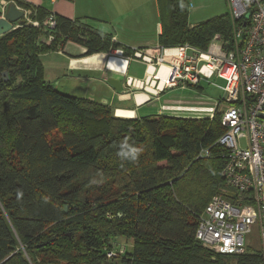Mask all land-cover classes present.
<instances>
[{
	"label": "trees",
	"instance_id": "16d2710c",
	"mask_svg": "<svg viewBox=\"0 0 264 264\" xmlns=\"http://www.w3.org/2000/svg\"><path fill=\"white\" fill-rule=\"evenodd\" d=\"M7 1L30 11L31 23L0 38V76L10 77L0 78V264H264L261 253L218 255L195 237L206 206L225 187L221 114L175 125L167 118L168 128L157 115L125 119L115 109L104 131L78 124L49 139L60 127L58 108L94 121L92 107L110 106L58 91L44 78L41 54L73 42L87 50L84 58L116 45L60 15L47 45L48 33L32 22L42 25L51 13ZM159 8L161 46L207 51L216 35L232 40L229 13L191 26L189 0H159ZM203 150L208 155L200 157ZM119 238L133 247L109 260Z\"/></svg>",
	"mask_w": 264,
	"mask_h": 264
},
{
	"label": "built area",
	"instance_id": "2783aa9c",
	"mask_svg": "<svg viewBox=\"0 0 264 264\" xmlns=\"http://www.w3.org/2000/svg\"><path fill=\"white\" fill-rule=\"evenodd\" d=\"M10 4L24 10L13 1L0 0V17L5 16ZM228 4L233 26L231 41L216 35L207 51L189 44L175 47L157 44L134 50L131 55L117 51L125 60L126 70L115 73L124 78L126 86L138 85L140 80H132L128 69L132 61L142 62L146 65L144 80L155 89L147 94L157 100L167 90L199 87L203 82L224 92L223 100L213 107L193 108L172 101L173 104L161 109L189 113L203 110L211 120L217 112L221 114L225 133L218 144L228 151L222 171L225 188L206 206L195 237L215 254L239 256L248 252V237L257 227L264 262V0H228ZM24 12V21L31 23V12ZM32 24L43 28L48 33L43 42L52 44L56 14L51 13L42 25ZM163 68L166 71L162 77ZM214 79L225 86L214 83ZM123 93L126 94L124 90ZM207 155L208 150H203L200 157ZM127 246L119 239L113 240L108 259L118 260L126 255Z\"/></svg>",
	"mask_w": 264,
	"mask_h": 264
},
{
	"label": "rangeland",
	"instance_id": "374dc122",
	"mask_svg": "<svg viewBox=\"0 0 264 264\" xmlns=\"http://www.w3.org/2000/svg\"><path fill=\"white\" fill-rule=\"evenodd\" d=\"M20 1L23 5L28 6L31 10L41 9L48 13H53L58 15L55 11V7L59 2H69L68 0H17ZM106 6H103L101 3L97 4L96 8H93L92 14L96 18H89L88 24L91 25L94 29L99 30L100 32L112 33L115 34L118 30L116 24H120L123 20V23L128 22L129 25L142 29L151 30L152 25L156 23V10L155 6L152 3V0H104ZM99 3V2H97ZM210 5L209 14H212V9L221 6L222 13L227 12L226 0H198L193 2V5ZM228 4V3H227ZM112 8L108 9L109 7ZM108 9V11H106ZM229 9V4H228ZM60 15V14H59ZM142 18L143 21L138 22V19ZM143 23V24H142ZM134 36V34H130ZM143 35H147L143 34ZM142 35V36H143ZM150 35V32L148 33ZM130 36V37H131ZM157 43L149 45L154 47ZM12 43H10L11 46ZM76 44V43H75ZM60 51L51 50L48 53L41 54V62L44 67V78L46 81L50 82L58 91L61 93L74 97L77 99H88L96 102H101L108 104L110 107L107 109H101L99 107H92L95 113V120L89 121L78 114H72L64 109L58 108V118H59V129L55 130L53 133L49 134V139L60 138L62 133L65 130L74 129L78 124H82L88 127V131H104L108 127V121L110 116L113 114V110L116 108L122 109H134L135 97L138 92H146L148 83L145 82L146 76V65L142 62L132 61L128 74L130 76H135L136 78L141 79L138 85L126 86L125 91L128 94V97L121 96L122 100L116 95V92L108 85L106 77H114L123 79L115 72L108 71L104 66L101 68H94L83 65L79 63L78 65H73L71 59H77L78 56H70L74 51V48L71 46H66V48L59 49ZM78 50V49H77ZM117 50L111 52L116 54ZM104 54V53H99ZM132 53H125V55H131ZM107 55V54H106ZM118 55V54H116ZM77 57V58H76ZM73 67L74 69H71ZM97 69V70H93ZM98 70H101L98 71ZM6 76H0L2 82H8L10 77L8 72ZM144 83V84H143ZM214 83H218L220 86L224 87L225 84L222 81H217L214 79ZM144 85H146L144 87ZM141 90V91H140ZM147 93V92H146ZM133 96V97H132ZM149 96V95H148ZM225 94L224 92L211 83H201L199 87L187 88V89H176V90H167L165 94L159 96V100L153 97H148L144 102L142 107L137 109L136 113L133 110V114L136 118H148L156 116L157 120L162 124L166 123L168 128L173 124L168 119H173L174 124H178V120L193 121L199 123L203 121L205 117V112H178V111H164L161 109L162 106L173 104L172 101L180 102L182 106L193 107V108H204L208 106H215V104L223 100ZM125 97V98H124ZM132 97V98H131ZM130 98L131 100H127ZM152 99L151 101H148ZM90 110V108H89ZM115 112V111H114ZM118 117V113H114ZM120 116V115H119ZM126 119H132L134 116L121 115ZM176 120V122H175ZM181 122V121H180ZM165 128V127H164ZM168 130V129H164ZM142 154L145 153V148H140ZM166 162L157 163V166L164 167ZM197 184V182H196ZM195 182L193 187L196 185ZM225 188V187H224ZM223 189L221 188L220 191ZM121 242L128 244L127 248L133 247V242L124 238H119ZM249 252L252 254H258L261 252V240L259 235V229L257 227L253 228V233L248 237Z\"/></svg>",
	"mask_w": 264,
	"mask_h": 264
},
{
	"label": "crops",
	"instance_id": "0c3cea01",
	"mask_svg": "<svg viewBox=\"0 0 264 264\" xmlns=\"http://www.w3.org/2000/svg\"><path fill=\"white\" fill-rule=\"evenodd\" d=\"M71 2L72 3L61 1L57 3L55 7V11L58 13V15L60 14V16H63V17H66L72 20H81L83 23H87V24H88L87 20L89 18H96L92 14V11H93V8H96L98 6L97 4L101 3L103 6L107 5L104 0H73ZM189 2H190V8H189V19L188 20L191 26H196L200 24L201 22L207 21L211 18L218 17V16L229 13L228 4H227L228 0H226V6H227L226 13H222L221 6H220L218 7V9L216 8L212 9L213 12L210 15H208L209 14L208 9L211 8V4L210 5L208 4L207 5H193V2L198 3V0H189ZM152 3L154 4L155 10H156V23L155 25H152V29L147 30L145 28L140 31H137L139 30V28L129 25L128 22L123 23V20H121L122 22H120L119 25L116 24L118 27V30L116 31L115 34L106 33L112 36V41L114 39V44L116 45V47L111 48V50L108 53L95 54L89 57L82 58V56L86 54L87 50L81 45L75 44L73 42H68L66 46H71L72 48H74V51L72 52L70 56H78V58L76 57L77 59H71L73 65L75 66L81 63L83 65L94 67V68H101L102 66H104V68H106L108 71H113V72L125 71L126 64L124 60L120 57H117L116 54H112L111 52H113L114 50L115 51L117 50L119 52L123 51L124 53H128L134 50H144L148 48H153V47H150L149 45L156 42V40H157L156 45L159 44V36L162 34L159 0H152ZM112 7L113 6L109 7L108 9ZM108 9H106V11H108ZM141 21H143L142 18H139L138 22H141ZM149 32H150V35H148ZM146 33L147 35H143ZM130 34H134V36H131ZM106 54H112V55L108 56ZM130 66H129V69H130ZM71 69H74V68L71 67ZM129 69H128V72H129ZM93 70H97V69H93ZM98 71L101 72V70H98ZM129 77H131L132 80L136 79L137 81L138 80L141 81V79L136 78L135 76L129 75ZM106 78H111V76L106 77ZM122 94L123 93L119 95L116 93V95L120 98V100H122L121 96L122 97L125 96L124 94L123 95ZM136 97H135L136 107L134 109L116 108L114 113H118L117 114L118 118L124 117L121 115H128V114H130L131 116H134V114L132 113L133 110L135 111L136 117H137L138 115L137 109L139 107H142L144 105V102L142 103V105H139L137 103ZM127 100H131V99L128 98ZM136 117L134 116V118L132 119H135Z\"/></svg>",
	"mask_w": 264,
	"mask_h": 264
},
{
	"label": "water",
	"instance_id": "95a60500",
	"mask_svg": "<svg viewBox=\"0 0 264 264\" xmlns=\"http://www.w3.org/2000/svg\"><path fill=\"white\" fill-rule=\"evenodd\" d=\"M24 17V10L17 8L15 4H10L8 6L5 16L0 17V38L15 30V24H18L20 26L24 25ZM6 75L7 73L4 72L3 76ZM107 83L117 92L122 91V83L119 79L111 77L107 80Z\"/></svg>",
	"mask_w": 264,
	"mask_h": 264
},
{
	"label": "bare ground",
	"instance_id": "6f19581e",
	"mask_svg": "<svg viewBox=\"0 0 264 264\" xmlns=\"http://www.w3.org/2000/svg\"><path fill=\"white\" fill-rule=\"evenodd\" d=\"M116 54H117V52H116ZM108 56H110V55H112V54H107ZM117 57H119L118 55H116ZM121 58V57H120ZM123 59V58H122ZM124 60V59H123ZM125 61V60H124ZM126 64V63H125ZM126 70V69H125ZM150 71H149V73H151L152 72V68H150L149 69ZM166 71V69L165 68H163L162 69V71H161V73H160V76H162L163 77V74H164V72ZM111 72H113V71H111ZM147 83V82H146ZM151 83V82H150ZM150 83H148V85H147V87L149 88H147V90H146V92H155V89L150 85ZM146 85H144V87H145ZM141 91V90H140ZM146 92H138L137 94H136V100H137V103L139 104V105H142V103L143 102H145L147 99H148V94L146 93ZM123 95V94H122ZM125 95V97H128L127 96V94H124ZM124 97V98H125ZM133 97V96H132ZM131 97V98H132Z\"/></svg>",
	"mask_w": 264,
	"mask_h": 264
},
{
	"label": "flooded vegetation",
	"instance_id": "af4514ba",
	"mask_svg": "<svg viewBox=\"0 0 264 264\" xmlns=\"http://www.w3.org/2000/svg\"><path fill=\"white\" fill-rule=\"evenodd\" d=\"M114 78V77H113ZM109 79V78H108ZM107 79V80H108ZM116 79H119V78H116ZM120 81H121V83H122V91H120V92H117L116 90H115V92L117 93V94H121V93H123V89H124V87L126 86V81L125 80H121V79H119ZM112 88V87H111ZM113 89V88H112ZM114 90V89H113ZM124 94V93H123Z\"/></svg>",
	"mask_w": 264,
	"mask_h": 264
}]
</instances>
